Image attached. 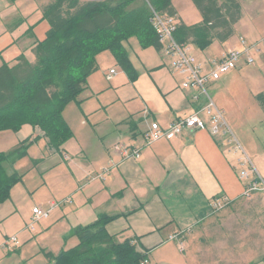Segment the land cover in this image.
<instances>
[{
	"label": "crops",
	"instance_id": "0c3cea01",
	"mask_svg": "<svg viewBox=\"0 0 264 264\" xmlns=\"http://www.w3.org/2000/svg\"><path fill=\"white\" fill-rule=\"evenodd\" d=\"M48 1L19 0L13 12L3 13L10 0H0V66L4 62L15 65L22 54L30 61L35 59L32 47L50 28L42 12ZM174 15L177 17L176 10ZM240 36L247 38L243 34L227 40L226 50L216 56L240 45ZM141 44L136 35L124 42L132 74L112 51L97 55L99 67L88 77L92 79L80 103L75 101L74 108H69L71 102L64 109V117L70 109L74 113L70 120L77 119L82 126L77 129L71 124L73 137L62 150L51 147L44 132L31 124L19 131H0V152L32 140L29 158L8 162L6 168L12 173L27 166L33 173V183L23 182L20 191L12 188V215L6 220L0 204V264H50L48 252L54 257L57 250L76 246L75 230L101 216L114 217L106 225L108 233L120 241L132 239L147 256V264H193L185 241L170 237L187 234L208 219L218 211L213 205L217 200L229 201L223 206L226 208L249 199L243 195L249 180L240 177L247 164L227 132L215 136L208 129H198L150 142L145 138L152 122L166 127L176 118L192 114L203 101H195V90L181 87L184 76L170 68L173 61L164 47L158 50ZM111 69L116 73L109 77ZM234 70L220 80H210L209 89L219 84L224 87ZM224 98L216 101L213 97L226 114L228 101ZM207 122L210 125L208 117ZM119 143L138 148L140 157L126 156L122 148H116ZM35 190L38 199L31 197L27 214L24 198ZM65 198L72 202L53 209L57 212L46 218L37 235L28 228L35 206L47 208L51 201ZM14 235L18 244L11 240ZM247 258L251 261L245 264H264V255Z\"/></svg>",
	"mask_w": 264,
	"mask_h": 264
},
{
	"label": "trees",
	"instance_id": "16d2710c",
	"mask_svg": "<svg viewBox=\"0 0 264 264\" xmlns=\"http://www.w3.org/2000/svg\"><path fill=\"white\" fill-rule=\"evenodd\" d=\"M133 0H49L42 7L50 28L46 37L32 48L35 61L24 54L13 66H0V131H19L25 124L40 129L51 147L62 150L73 137L64 117L65 107L79 102L88 77L99 65L97 55L109 49L125 70L134 73L124 42L138 36L143 46L162 49V43L150 21L151 10L143 3L131 8ZM161 12L175 14L173 0H151ZM203 21L180 23L175 37L183 43L206 48L214 40H228L241 17L239 0H194ZM191 40V41H190ZM264 111V91L257 94ZM32 140L7 153L0 152V204L9 200L23 174L9 173L6 164L27 154ZM114 217L101 216L95 223L76 229L79 243L62 250L50 264H147L132 239L116 241L106 225Z\"/></svg>",
	"mask_w": 264,
	"mask_h": 264
},
{
	"label": "rangeland",
	"instance_id": "374dc122",
	"mask_svg": "<svg viewBox=\"0 0 264 264\" xmlns=\"http://www.w3.org/2000/svg\"><path fill=\"white\" fill-rule=\"evenodd\" d=\"M16 1L19 0H10L9 4H6V10H3V13L13 12L14 8L18 6ZM239 1L242 7L241 17L234 25V33L229 39L244 34L250 44H258V49L252 50L255 63L248 64L242 60L230 74V79L224 87L219 84L209 90L216 101L222 95L228 101V105L226 104L228 110L225 108V116L228 115L226 118L228 117L227 120L233 132H227V134H229L232 143L242 147L239 148L242 154L249 156L264 178V111L257 99V94L264 91V0ZM139 3L141 4L137 7L143 3L150 10L152 7L155 8L151 0H133L130 7L133 5L132 7L136 8L135 6ZM173 5L177 12L178 23L193 25L203 21L201 9L194 0H173ZM39 14L42 15L41 10H39ZM33 19L35 18L33 17ZM226 41L216 39L204 49L194 43L193 51L198 60L202 62L205 58L212 57H207V55L216 56L221 50H226L224 49ZM108 52L109 49L99 54H107ZM8 64L13 65V62H8ZM165 66L169 67L168 63ZM171 66L172 64H170L172 69ZM91 79H87V82ZM208 86L211 87V85ZM84 93L85 91L79 95V98H83ZM74 102L70 105L72 107L69 108H74ZM70 113H72V116L74 115L73 111L69 109L65 119L68 123L72 121L69 123L70 126L71 124L76 125L74 127L79 129L82 126L81 123L78 124L77 119L75 122L70 120ZM88 124L91 125V122L88 121ZM29 153L22 157L20 162L25 158H29ZM248 166H245V168L255 171L251 164L248 163ZM18 172L23 174V181L15 184L13 188L16 187L20 191L19 188H22L23 182L33 183V173L27 166L19 169ZM31 197L37 201L38 191H33L28 197L25 195L27 214L29 201L30 204L32 202ZM246 198L249 199H244L245 201L243 200L238 205L231 204V206L216 211L193 230L187 234L185 233L183 239L185 249L189 253L193 264H245L244 262L251 261V258H247V256L255 260V258L264 255V190ZM10 200L3 203L4 220L12 215V206L9 205ZM61 206L63 205L60 204L59 207L61 208ZM56 212H52L47 219L53 217ZM45 220L36 223L34 228L36 235ZM116 241L119 242L120 240L116 238ZM57 245L58 243L55 240V247ZM57 251L56 253L59 254V250Z\"/></svg>",
	"mask_w": 264,
	"mask_h": 264
},
{
	"label": "built area",
	"instance_id": "2783aa9c",
	"mask_svg": "<svg viewBox=\"0 0 264 264\" xmlns=\"http://www.w3.org/2000/svg\"><path fill=\"white\" fill-rule=\"evenodd\" d=\"M151 23L156 31L159 41L162 43L167 54L172 58L173 70L184 76L181 87L195 90V101L202 100L201 103L190 115L180 116L176 118L170 125L162 126L159 122H152L150 128L145 134V138L150 142L160 138H172L198 129H208L212 135H219L221 132H233L225 118L224 112L218 107L213 99L207 83L210 80H220L238 64L245 60L246 63H255L252 50L258 49V44H250L244 36H240V45L222 53L220 56L207 58L205 62L198 60L193 51L192 43H183L176 39L175 31L179 25L175 15L167 12H160L155 8H151ZM116 73V69H111L109 77ZM210 119V125L207 117ZM238 148H242L237 145ZM117 149H123L126 156L139 158L141 151L138 148L131 149L123 146L121 143L116 145ZM242 162L251 164L254 170L244 168L240 172V177L249 180L247 188L243 195L251 197L254 193L264 190V178L254 165L247 154L242 158ZM72 202L70 198L62 200H53L47 208L35 206L33 208L32 217L28 228L33 230L37 222L48 218L53 209ZM229 201L217 200L213 203L215 210H220L227 205ZM185 237L184 232L173 234L171 239H179L183 243ZM16 244L19 243L16 235L11 237ZM184 246V244H182ZM148 263V259L144 261Z\"/></svg>",
	"mask_w": 264,
	"mask_h": 264
},
{
	"label": "bare ground",
	"instance_id": "6f19581e",
	"mask_svg": "<svg viewBox=\"0 0 264 264\" xmlns=\"http://www.w3.org/2000/svg\"><path fill=\"white\" fill-rule=\"evenodd\" d=\"M150 7H152V6H150ZM151 17V16H150ZM150 21H151V18H150ZM225 115V114H224ZM226 118V117H225ZM226 120H227V118H226ZM227 122H228V120H227ZM229 124V123H228ZM244 157V154H243V156H242V158Z\"/></svg>",
	"mask_w": 264,
	"mask_h": 264
},
{
	"label": "clouds",
	"instance_id": "9594fccd",
	"mask_svg": "<svg viewBox=\"0 0 264 264\" xmlns=\"http://www.w3.org/2000/svg\"><path fill=\"white\" fill-rule=\"evenodd\" d=\"M180 24V23H179Z\"/></svg>",
	"mask_w": 264,
	"mask_h": 264
}]
</instances>
